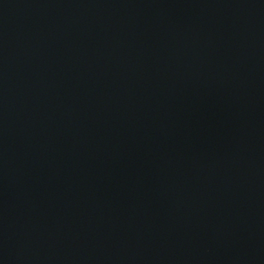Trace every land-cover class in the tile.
I'll list each match as a JSON object with an SVG mask.
<instances>
[{
	"label": "water",
	"instance_id": "1",
	"mask_svg": "<svg viewBox=\"0 0 264 264\" xmlns=\"http://www.w3.org/2000/svg\"><path fill=\"white\" fill-rule=\"evenodd\" d=\"M264 18V0H0V113L136 49Z\"/></svg>",
	"mask_w": 264,
	"mask_h": 264
}]
</instances>
